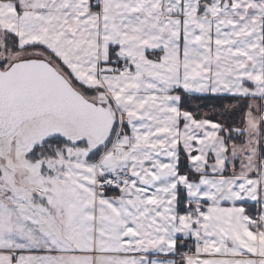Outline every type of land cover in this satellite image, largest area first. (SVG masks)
Returning a JSON list of instances; mask_svg holds the SVG:
<instances>
[{
    "label": "snow or ice",
    "instance_id": "1",
    "mask_svg": "<svg viewBox=\"0 0 264 264\" xmlns=\"http://www.w3.org/2000/svg\"><path fill=\"white\" fill-rule=\"evenodd\" d=\"M0 264H264V0H0Z\"/></svg>",
    "mask_w": 264,
    "mask_h": 264
}]
</instances>
